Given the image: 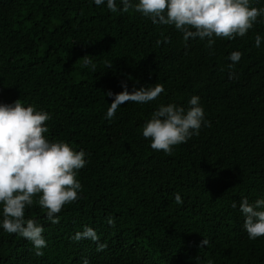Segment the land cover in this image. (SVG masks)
Listing matches in <instances>:
<instances>
[{
  "label": "trees",
  "instance_id": "1",
  "mask_svg": "<svg viewBox=\"0 0 264 264\" xmlns=\"http://www.w3.org/2000/svg\"><path fill=\"white\" fill-rule=\"evenodd\" d=\"M257 34L264 37V19L244 37H215L208 47L92 0H0V103L49 112L46 138L88 153L76 177L82 191L58 223L38 204L25 210L44 227V254L0 229V264H264V236L248 239L238 207L244 197L264 198ZM234 51L242 57L233 64ZM122 83L129 91L158 83L164 92L146 104L125 102L106 119V93L121 92ZM193 95L208 125L171 155L153 150L145 123L162 104L187 109Z\"/></svg>",
  "mask_w": 264,
  "mask_h": 264
},
{
  "label": "clouds",
  "instance_id": "2",
  "mask_svg": "<svg viewBox=\"0 0 264 264\" xmlns=\"http://www.w3.org/2000/svg\"><path fill=\"white\" fill-rule=\"evenodd\" d=\"M92 3L97 7L106 6L111 13H127L131 9L151 19L153 24L174 26L185 40L207 39L208 47L214 45L215 37H244L258 18L264 19V7L251 6L252 0H92ZM262 40L264 37L260 34L255 36L257 48ZM90 57L84 56V65H91L95 70ZM241 57L240 51H234L228 59L234 64ZM121 86L123 90L119 93H106L113 98L106 119H112L125 102L146 104L164 92V86L158 83L133 87L131 91L126 83ZM188 105L185 109L174 103L162 104L153 112L142 129L153 150L171 155L174 146L199 135L201 127L208 125L200 97L193 95ZM50 119L49 112L25 106L20 100L0 103V229L31 242L37 256H42V249L47 246L44 227L33 219H26L25 210L38 204L46 209L52 223H58L57 214L63 206L78 199L82 185L76 177L88 163L85 150L75 151L68 143L46 138L45 122ZM174 195L175 202L182 204L181 195ZM232 206L237 207V203L233 202ZM238 207L248 239L264 236V198L250 203L244 197ZM208 244L204 238L200 247Z\"/></svg>",
  "mask_w": 264,
  "mask_h": 264
}]
</instances>
